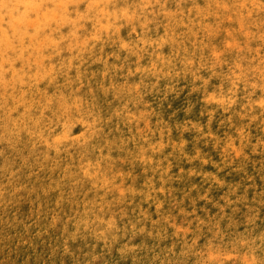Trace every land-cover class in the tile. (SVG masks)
I'll use <instances>...</instances> for the list:
<instances>
[{
    "label": "rangeland",
    "instance_id": "374dc122",
    "mask_svg": "<svg viewBox=\"0 0 264 264\" xmlns=\"http://www.w3.org/2000/svg\"><path fill=\"white\" fill-rule=\"evenodd\" d=\"M89 1H59L61 5L65 3L66 11L63 12V8L55 12L61 17L55 24H61L62 30L51 36L54 38L47 37L53 31L52 25L47 24L44 28H39L40 31L37 29L33 37V46L41 59L38 61L41 64L36 63L37 68H46V64L54 65L57 70L56 78L41 74L38 78L31 77L28 82L19 85L15 77H10L9 72L13 75L12 69L7 71L0 63V85L12 80L9 82L12 85L2 90L8 94L15 93L14 98L5 100L0 92V226L18 220V227L23 223L29 228L34 227L33 222L21 220L22 214L17 213L18 211L12 214L7 211L8 208L15 207L13 200L20 191L29 193L36 184L44 185L43 190H39V196H50L49 191L57 192V197L51 198L50 204L56 213L66 207L72 208V198L78 194L81 200L89 193L93 197L100 195V190L96 188L89 193L82 191L88 181L82 180L80 171L72 166L73 157L88 159V155L90 158L96 156L97 144L101 142H92L94 148L91 149L82 144L76 147L75 140L83 131L81 123L84 121L104 130L114 140L112 142L119 143V146L136 151H140L139 146L142 144L151 143L157 147V155L153 157H150L153 152L151 149H147L143 157L124 156L114 166V170L122 177L131 175L130 180L123 182L119 179L114 182V176L109 173L111 176L108 175L107 189L113 191L119 187L121 193L114 197L106 192L101 195L102 208L109 211L118 227L129 222L136 226L142 225L144 230L139 231V234L126 235L127 244L136 237L144 239L147 237L146 233H153L152 228L147 227L139 217L140 212L142 215L150 212L164 236L155 238L154 241L152 239V250L156 257L154 264H173L172 261L177 258L176 264H184L191 257H195L196 264H203L202 255L208 256L211 249L215 251L217 248L227 253L228 260L223 262L219 259L220 264H238V257L232 251L236 245L241 246L238 238L250 236L252 239L264 233L263 112L254 106H250L243 114L235 109V104L246 98L257 102L256 99L261 95L259 88L264 85V0H157L152 3L147 15H142V19H139V28L126 32L121 29L113 30L109 26L111 33H101L95 43L87 32L92 16L96 14L95 6ZM125 1L112 2L124 4ZM57 2L58 0L48 1L49 5L54 4L53 8ZM101 2L102 11L109 7L111 11L110 0ZM125 6L127 10L119 12L115 21L121 27L136 16L129 9V2ZM127 11L133 15L128 14L122 18ZM11 16H5L4 21L14 19L19 23L22 20L21 15H18L19 18L16 14ZM97 16L102 20L100 12ZM70 21L74 22L72 31L69 29ZM239 29L243 35L241 40H238ZM121 44H126L127 48L123 49ZM132 47L136 48V54L144 49V55L132 54ZM71 51H76L79 55V63L75 66L68 64ZM104 51L103 60H96V56H102ZM159 53L166 56L164 63L175 57L173 61H177L173 64V70H187L183 67L184 63H192L188 75L173 85L171 81L162 79L155 70L139 76L136 67L144 66L148 57L152 62L158 63ZM243 60H246L245 63ZM112 65L121 66L112 71ZM33 67L34 64L30 63L29 66H21V69L34 71ZM260 70L263 71L262 74ZM154 73L157 75L153 76ZM234 74H237L238 80H232ZM245 75L247 82L240 80ZM69 76L75 79L72 81ZM77 76L81 78L78 79ZM171 76L175 77L173 71ZM204 82L212 85L211 95L216 94L217 98L223 99L222 105H213L205 100L206 96L202 94ZM33 85L39 87L36 91L44 94L45 98L36 94ZM81 95L89 97L81 100L80 107L76 102L80 101ZM90 100L97 101L98 108L95 111L88 107L91 105ZM75 105L78 106L77 111L73 110ZM63 111L69 114L67 118L60 117L59 113ZM127 114L140 118L130 127L137 135L142 134L139 139L136 138L137 141H121L115 133L111 136L109 128H119L118 123L123 125ZM106 122L109 123V128L105 125ZM122 134L125 135L123 132ZM141 139L145 141H140ZM31 148L39 151L38 158L26 154ZM114 154L122 157L117 149ZM99 162L104 163L103 168L109 165L105 163L104 157L99 158ZM64 167L69 169L65 171ZM153 168L161 170L170 183L163 197L160 195L156 201L145 199L139 191L147 181L159 189L158 181L152 174ZM68 177H73L74 187L67 186ZM82 184L84 185L80 186ZM174 192L178 196L174 197ZM158 201L163 204L162 211L157 213L154 206ZM136 207L141 210L135 211ZM132 210L137 215H132ZM168 223L173 227L172 230L169 226L165 229ZM17 231L19 230L16 229L15 233ZM39 241L38 244L41 245L42 240ZM83 243L88 244V241ZM32 245L38 247L35 241L28 246L19 247L27 252ZM13 248L18 247L0 248V264L10 261ZM35 257L40 260L43 256L42 253H37ZM214 264H218L217 261Z\"/></svg>",
    "mask_w": 264,
    "mask_h": 264
},
{
    "label": "bare ground",
    "instance_id": "6f19581e",
    "mask_svg": "<svg viewBox=\"0 0 264 264\" xmlns=\"http://www.w3.org/2000/svg\"><path fill=\"white\" fill-rule=\"evenodd\" d=\"M48 1L49 0H0V50H1L0 51V63H1V66L3 65L6 68V70L7 69L9 70L10 68L12 69L13 75H11V73L9 72L10 77H12V78L15 77L18 80L19 85H21L22 83H25V81L28 82L27 80L32 79L31 77H37L38 78L39 76H41V74L46 75V77H48V78H56V76H57V70L54 67V65L49 66L46 64V68H43V69L37 68L36 63L39 61L40 57H39V54L37 53V51L34 48L33 43H32L33 41H35V39L33 37L35 36L37 29L44 28L47 24H50L53 27L52 33L51 34L48 33L47 37H51L56 33V31L62 30L61 24L56 25L57 24L56 22H58V18H61V17H58V15L56 13L58 10H62L65 7L64 4L66 2L64 1L65 3L61 5V2H59V1H63V0H58V2H57L58 4H56L57 7L55 5L53 8L54 4L49 5ZM110 1H111V3H110L111 11H109L110 7L107 8L105 11H102L101 0H90L89 1V2L93 3L92 4L93 6H95L94 11L96 12V14L94 13L92 16V22L90 23L89 29L87 31L91 34V37L93 38L92 39L93 43L96 42V38L101 33H105V34L111 33L109 31V26H111V28L113 30H120L121 29V31L125 30L126 32H129L130 30H134V29L139 28V25H138L140 22L139 19H142V15H145V16L147 15L148 9L150 10L153 6L152 3L154 4V2H157V0H126L123 4L121 2L113 3L112 2L113 0H110ZM82 2H84V1H82ZM126 2H129L131 4V8H129V9L133 10L135 12L136 16L134 18L131 17L130 21L126 25L121 27L120 23H116L115 21L117 20L119 12H124L127 10V7L125 6ZM105 3H106V1H105ZM258 3H260V2H258ZM77 4H79V3H77ZM229 5L230 4H228V6ZM222 7H224V6H222ZM240 8H237V9H240ZM237 9L235 11H238ZM62 11L64 12V11H66V9L62 10ZM62 11L60 13H62ZM98 12H100V16H101L102 20H100V18L97 16ZM224 12H226V11H224ZM80 13H82V12H80ZM85 13L88 14L87 11ZM163 13H165V12H163ZM12 14H16L17 16L21 15L22 16L21 22L17 23L18 21L15 22L14 19H13L14 21L13 20L8 21V22L4 21L5 16H7L9 18ZM128 14L133 15L131 12L128 13V11H127L121 17L125 18V16H127ZM120 15H121V13H120ZM18 18H19V16H18ZM127 18H129V17H127ZM228 19H230V18L228 17ZM86 20H88V19H86ZM73 21L69 22L70 23L69 24L70 31H72L74 29V22ZM133 21H134V24H133ZM82 22H84V21H82ZM16 24H17V26H15ZM240 29L237 31L238 36H239L238 40H241L243 37V35L240 33ZM39 31H40V29H39ZM61 34H62V32H61ZM73 36H74V34H73ZM37 38H39V37H37ZM51 38H54V37H51ZM61 40H64V38H61ZM82 42H83V40H81V43ZM40 43H42V42H40ZM36 44L38 45V43H36ZM147 44H149V43H147ZM150 45H151V43H150ZM69 46H71V45H69ZM121 47H123V49L127 48L126 44H123ZM246 47H247V45H246ZM132 49H133V47H132ZM38 50H40V48ZM142 50L144 51V49H142ZM143 51H140L136 54V48H135L131 52H132V54H136L137 56H140V55L143 56L144 55ZM91 53L93 54L94 52L91 51ZM104 55H105V51L103 52L102 56H96V60L101 62L103 60ZM69 59H70L69 63H68L69 65H71V66L77 65L79 63L78 53L76 51H71L69 53ZM174 59H175V57H174ZM174 59H169L168 63H164L166 60V56L159 53L158 54V63H154L155 61L152 62L151 59L148 57L147 63L144 66L139 65L141 67H136L135 70L138 72L139 76H144V75L148 74L149 72H151L152 70H155L159 73V75H160V77H162V79H164L165 81H169V82L171 81V84L173 85L174 83H176L180 79L185 78L188 75L189 68L192 66V63H184L183 67L186 68L187 70H184L183 68L173 70V64H174V62L177 61V60L173 61ZM189 59H190V57H189ZM50 60L51 59H49V61ZM138 61H139V59H138ZM245 61H244V63H245ZM30 63L34 64V67H33L35 69L34 71H30V69H25V70L21 69V66H27V65L29 66ZM199 63L202 64L201 61H199ZM39 64H41V61ZM119 66H121V65H119ZM179 66H181V64H179ZM118 67L115 65H112L110 68L113 71V70H117ZM57 68H58V66H57ZM4 71H5V69H4ZM172 71L175 74L174 78H172V76H171ZM93 72H95V70ZM260 72L262 74L263 71L260 70ZM128 75H129V73H128ZM155 75H157V74L154 73L153 76H155ZM243 75H244V73H243ZM256 76H260V75H256ZM3 77H4V75H3ZM77 78L80 79L81 77L77 76ZM195 78L196 77H194V79ZM231 78L233 81L238 80L237 74H234V76ZM69 79L73 81L75 79V77L69 76ZM102 79L104 80L105 78H102ZM137 79H138V77H137ZM139 79H140V77H139ZM240 80L244 81V82L248 81L246 75L243 79L241 78ZM10 81H12V80L6 81V83L0 85V88H1L0 92L2 93L3 96H5V100H7L8 98L9 99L14 98L15 93L8 94V92L2 90V89H7L12 85V83H9ZM121 86H122V84H121ZM144 86H145V84H144ZM204 86L205 87L202 91V94L204 96H206L205 100L209 101V103H213V105H217V104L222 105L223 104V102L221 101V100H223L222 98H217L216 94L211 95L212 90L210 88L212 85L210 83L204 82ZM126 88H128V87H126ZM136 88L137 87L135 86L134 89H136ZM15 89H17V88H15ZM33 89L36 91L37 89H39V87H34V85H33ZM100 89H103V88H100ZM113 89H114V86H113ZM259 89H260L261 95L256 99L257 102H254L253 99H252V101H250L249 98H246L244 100L238 101L235 104V109H236V111L242 112V114H243V112H247V110L250 106L260 108L263 112V118L261 119V123L264 126V85L261 86ZM21 90H23V89H21ZM109 90H111V88ZM96 91H97V89H96ZM105 91H107V90H105ZM130 92H131V90H130ZM112 93H113V91H112ZM36 94L45 98V96H43L44 94H42L40 91H36ZM22 95H24V94H22ZM116 95L118 96V94H116ZM88 97H89L88 95H81V97H79L80 101L76 102V104H79V106L81 107V104H80L81 100H86V99H88ZM25 100H26V98H25ZM64 100H65V98H64ZM7 102H9V101H7ZM37 103H39V102H37ZM89 104H91L90 106H88L91 108L90 110L95 111V109L98 108L97 101H95V100H90ZM16 105H18V104H16ZM20 105H22V104H20ZM61 108H62V106H61ZM22 109H23V106H22ZM29 110H30V108H29ZM57 110H60V109H57ZM73 110L77 111L78 106L75 105L73 107ZM66 111L59 113L61 118L64 119V118H67L69 116V114ZM3 114H5V113H3ZM41 115L42 114H40V116ZM77 115H79V114H77ZM120 115H122V114L120 113ZM10 117H11V115H10ZM138 118H136L134 115L127 114V116H126L127 120L124 121L123 125L118 123L119 128L117 126L109 128V123H107V122L105 123V125L112 131L111 136L113 135V133H115L118 135L119 138H121V141H137V139H139L142 134L137 135L138 133L131 131L130 127L134 126V124L137 122ZM84 120L87 121L85 119V117H84ZM13 122H14V120H13ZM82 122L83 123H81V125L83 126V131L81 132V134H78V136L75 140V141H77L76 147H78L79 144H82L84 147L91 149V148H94V145H92V142H94V141H101V142L97 144V155L96 156L90 158V156L88 155V159H85L84 157H81L79 159L76 157H73L72 166H73V168H76L78 171H80L82 180L88 181V182L86 181L87 182L86 186L83 187L82 191L89 193L90 190L93 191L96 188V189L100 190V193H99L100 195L98 197L97 196L93 197L92 194L89 193L88 196L84 200H81V196H80V194H78L74 198H72V200H73V202L71 201L72 208L66 207L63 210L56 213V212H54V210L52 209V206L50 204L52 203L51 198L57 197V192L49 191V193L51 194L50 196H48V195L45 197L39 196L40 195L39 190L44 187V185H40V184H36L34 186L33 190L30 191L29 193H26V191H20L18 193V195L13 200L15 207L8 208L7 212L9 214H12V213L18 211L17 213L22 214L21 220L23 219V220H29L31 223L33 222L34 227L29 228V227H27L26 223H23L21 227H18L17 226V223L19 222L18 220L13 221L11 223L3 224L2 226H0V248L8 247V246H17L19 248V249L13 248L14 252L11 255L10 261L8 263H6L7 262V260H6V262H4L3 264H122V263H124V264H154L156 257L154 256V252L152 250V246H153L152 239L154 241L155 238L156 239H158L160 237L164 238V236L162 235V230L158 229V227H159L158 222L155 220L154 215L151 214L150 212H147V213H145V215H142V212H140L139 217L141 219H143L142 222H145L147 224V227H151L152 228L151 230H153V233L152 232L146 233L147 237L144 239H141L140 237H136L133 241H131L130 243L127 244V240L125 239L126 235H128V234H135V235L139 234L140 233L139 231L144 230L142 228V225L140 224V225L136 226L135 224H129L130 222L128 221L129 222L128 224L121 225V228L118 227L117 221L112 218V216L109 214V211L107 212V210H104L102 208L103 199H102L101 195L103 194V192H106L107 194H112L111 197H114V195L121 193V190L119 189V187H117L113 191H110L107 189L106 185L108 184V180H107L108 175L111 174L112 176H114V182L118 181L119 179H122L123 182H125L126 180L127 181L130 180L129 178L131 177V175L127 176V177H122L114 170V166L117 165L118 162L122 161L124 156L127 158L143 157L145 155L144 152L147 149H151V150H153V152H152V155H150V157H153V156L157 155V147L154 145H151V143H149V145L142 144L139 146L141 148L140 151H136L134 149L126 148L122 145L119 146L120 145L119 143L112 142L114 140L111 137H109L110 135H108L104 130L97 129L95 126L92 127L90 124L85 123L84 121H82ZM36 123H37V121H36ZM5 124H7V123H5ZM49 124H51V123L49 122ZM11 125H12V123H11ZM14 125L17 126V124H14ZM4 127H6V126H4ZM34 127H35V125H34ZM30 132H32V131H30ZM122 132L125 135H123ZM261 134H264V132H261ZM32 136H33V134H32ZM74 137H75V135H74ZM13 138L14 137H12V139ZM29 138H31V137H29ZM143 138H144V135H143ZM57 139H59V138H57ZM140 141H145V140L141 139ZM32 143H33V141H32ZM128 143H133V142H128ZM116 146H119V147H116ZM115 149L119 150L120 153H122V157H120V156L116 157L115 156V154H114ZM38 152L39 151H37L35 148L34 149L31 148L30 150L26 151V154L30 157L38 158V155H39ZM162 155H164V154H162ZM102 157H104L105 163L109 164L105 168H103L104 163L99 162V158L101 159ZM69 159H71V157ZM131 161H133V159ZM55 162L53 161V163H55ZM64 169H65V171H67L69 168L64 167ZM152 174H153L154 178L158 181L159 189H156L155 184L151 183L150 181H147L144 183L142 188H139V191L141 192V195H143L145 197V199L156 201L157 197H159L160 195L163 197V195L168 190L170 183L164 177L163 172L161 170H159L158 168H153ZM193 176L197 177L195 175V173H193ZM210 177L212 178L211 175H210ZM74 183L75 182H74L73 177H68L67 186L74 187ZM83 185L84 184H82L80 186H83ZM175 192H177V191H175ZM175 192L173 193L174 197L178 196V194H176ZM24 201H25V203H24ZM160 201L163 202V200H160ZM160 201L156 202V205L154 206L155 210H157L156 211L157 213L162 211V204L163 203H161ZM38 202H39V204H38ZM134 209H135V211L141 210L140 207H136ZM135 211L132 210L131 214L132 215L136 214ZM167 226H169L170 230H172L171 228H173V227L170 225V223H168L165 226V229ZM16 229L19 231H17L15 233ZM165 229L163 231H165ZM146 231H148V230H146ZM237 236L239 237V235H237ZM39 240H42L41 245L38 244L40 242ZM32 241L37 242V245H38L37 248L34 247L35 245H32L31 249H29L27 252H23L21 247H19V245L28 246L32 243ZM85 241H88V244L83 243ZM238 241H239L238 243H240L241 246L236 245L232 249L233 253H236L235 256L238 257V264H264V233L259 234L257 237H252V239H250V236H249V238L244 237V236L241 238L239 237ZM247 247H248V249H246ZM210 252L211 253L208 256L206 254L202 255V258H203L202 263L203 264H214L215 261H217V263L220 264L219 259H222L223 262L228 260L227 259V253L224 252L222 249L217 248L215 251L211 249ZM37 253H40V254L42 253V256H43L42 259H40V260L36 259L35 255ZM177 259H174L172 261L173 264H176ZM184 264H196L195 257H191Z\"/></svg>",
    "mask_w": 264,
    "mask_h": 264
}]
</instances>
